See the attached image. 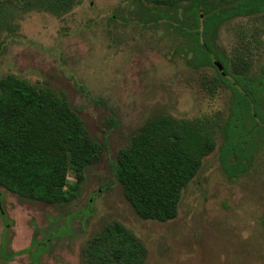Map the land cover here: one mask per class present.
<instances>
[{
    "label": "rangeland",
    "instance_id": "rangeland-1",
    "mask_svg": "<svg viewBox=\"0 0 264 264\" xmlns=\"http://www.w3.org/2000/svg\"><path fill=\"white\" fill-rule=\"evenodd\" d=\"M143 6V0H0V78L64 95L103 146L73 191L68 172L69 201L24 199L0 186V264H89V240L115 222L144 245L142 264H264V143L245 171L228 175L219 125L229 115V88L216 83L214 66L195 68L184 58L172 28H143ZM209 44L226 56L229 72L236 62L264 78V12L222 22ZM159 115L205 120L215 141L183 189L175 218L164 222L139 217L113 176L118 152Z\"/></svg>",
    "mask_w": 264,
    "mask_h": 264
},
{
    "label": "trees",
    "instance_id": "trees-1",
    "mask_svg": "<svg viewBox=\"0 0 264 264\" xmlns=\"http://www.w3.org/2000/svg\"><path fill=\"white\" fill-rule=\"evenodd\" d=\"M143 1L148 8L139 11L138 23L172 28L184 58L195 68L214 66L216 83L229 88V115L219 125L220 161L228 175L238 176L264 143V78L250 76L236 62L229 72L226 56L211 49L209 37L232 17L263 13L264 0ZM177 10L182 13L175 18ZM212 127L201 119L159 115L118 152L113 176L139 217L175 218L183 189L215 148ZM102 147L89 137L64 95L12 75L0 78V186L6 191L48 204L69 201L74 195L66 190L68 172L75 177L69 186L73 191L84 168L99 160ZM144 255L142 242L116 222L93 236L86 248L89 264H142Z\"/></svg>",
    "mask_w": 264,
    "mask_h": 264
},
{
    "label": "water",
    "instance_id": "water-1",
    "mask_svg": "<svg viewBox=\"0 0 264 264\" xmlns=\"http://www.w3.org/2000/svg\"><path fill=\"white\" fill-rule=\"evenodd\" d=\"M216 67L221 71L222 70V67L218 64V63H216Z\"/></svg>",
    "mask_w": 264,
    "mask_h": 264
}]
</instances>
